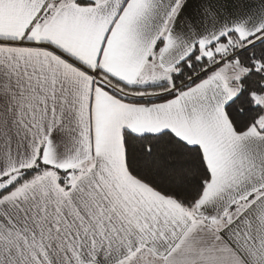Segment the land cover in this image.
<instances>
[{
	"label": "snow or ice",
	"instance_id": "snow-or-ice-1",
	"mask_svg": "<svg viewBox=\"0 0 264 264\" xmlns=\"http://www.w3.org/2000/svg\"><path fill=\"white\" fill-rule=\"evenodd\" d=\"M0 264H264V0H0Z\"/></svg>",
	"mask_w": 264,
	"mask_h": 264
}]
</instances>
